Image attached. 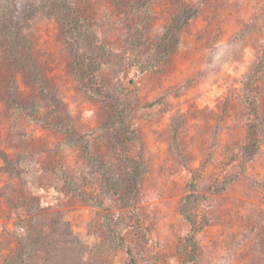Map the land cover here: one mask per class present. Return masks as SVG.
<instances>
[{
	"label": "rangeland",
	"instance_id": "obj_1",
	"mask_svg": "<svg viewBox=\"0 0 264 264\" xmlns=\"http://www.w3.org/2000/svg\"><path fill=\"white\" fill-rule=\"evenodd\" d=\"M186 5L195 12L161 67L136 76L135 67H124L120 75L137 141L125 140L112 100L95 92L102 85L113 90L117 80L106 67L77 75L53 9L8 22L18 39L30 41L56 103L6 59L0 36V264L15 258L25 232L33 241L68 234L78 264H128L127 247L136 264H264V124L259 149L242 163L252 120L243 90L264 50V0L73 3L113 53L131 27L154 41ZM250 86L264 118V65ZM82 142L106 165L112 187ZM131 161L142 166L134 189ZM235 175L223 191H209ZM188 193L198 198L189 204L194 250L180 210ZM108 227L119 232L123 248L114 247ZM42 254L30 250V261Z\"/></svg>",
	"mask_w": 264,
	"mask_h": 264
},
{
	"label": "trees",
	"instance_id": "obj_2",
	"mask_svg": "<svg viewBox=\"0 0 264 264\" xmlns=\"http://www.w3.org/2000/svg\"><path fill=\"white\" fill-rule=\"evenodd\" d=\"M74 0H0V36L6 39V59L21 65L24 76L28 78L34 77L38 84L41 97L45 101L52 104L56 103L55 92L48 90L46 84L42 81L39 68L36 66L33 57L30 56L29 46L30 41L26 37H20L12 33L8 29L7 24L18 16L22 19H30L34 15H38L43 11L54 10L55 17L61 24V31L64 38L67 51L72 59V64L75 65L76 73L83 78L88 73H95L102 67H106L114 78L117 80L113 90L106 86H98L95 89L99 95L105 96L112 100L113 103V121L119 131L123 133L126 141H137L136 131L129 124V108L128 94L129 90L125 88L120 81V75L124 67H135L134 76L157 70L163 62L169 57L170 53L176 50L180 45L181 34L185 29L190 16L195 12L192 6L186 5L182 10L175 14L165 27L161 35L154 41H149L140 35H136L134 29H128L127 38L119 53H113L105 44L99 40V35L95 28L89 26V23L76 14L73 7ZM143 9L144 4L139 6ZM5 30V32L3 31ZM4 32V34L2 33ZM16 36V37H15ZM143 38V39H142ZM145 39V40H144ZM19 41V45L16 44ZM28 49L27 56H22L18 53V48ZM24 59V60H22ZM264 65V50L259 56V61L252 69L247 84L244 87L243 94L249 114L252 115L251 123L248 126V144L245 145L244 158L242 163L251 160L259 149V129L264 124V118L258 111L256 99L252 97L251 84L252 78L262 71ZM32 72V74H30ZM45 91V92H44ZM83 149L87 158L97 167L102 173V176L111 186L110 177L106 165L102 161L88 151L86 143H83ZM140 161H131L129 166L128 176L131 177V187L134 189L138 184V177L141 171ZM237 175L231 176L223 180L220 185L209 187V191L218 193L223 191L228 183L235 181ZM112 187V186H111ZM131 200L135 199V192H131ZM194 193H188L182 199L180 210L183 218L189 225L190 235L186 238L194 250L196 242L194 234L196 232V222L189 212V204L197 200ZM109 239L115 241L116 246L123 248V240L119 237V232L107 228ZM53 235V236H50ZM63 235V236H61ZM18 252L15 258L10 261V264H78L75 262L78 256L74 255L77 250H74V243L68 234L54 233L45 234L36 241L29 233L25 232L18 237ZM38 249L42 251V258L38 261H30V250ZM128 264H136L132 251L129 247L126 248ZM80 254V252L78 253ZM76 256L77 258H75ZM62 259V260H61ZM79 263L81 259H77ZM76 260V261H77ZM82 263V262H81ZM9 264V263H5Z\"/></svg>",
	"mask_w": 264,
	"mask_h": 264
}]
</instances>
